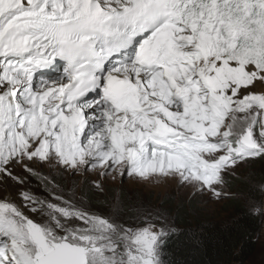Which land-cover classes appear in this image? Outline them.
Wrapping results in <instances>:
<instances>
[{"label": "snow or ice", "instance_id": "snow-or-ice-1", "mask_svg": "<svg viewBox=\"0 0 264 264\" xmlns=\"http://www.w3.org/2000/svg\"><path fill=\"white\" fill-rule=\"evenodd\" d=\"M258 161L264 0H0V264H184L124 180L234 199Z\"/></svg>", "mask_w": 264, "mask_h": 264}, {"label": "trees", "instance_id": "trees-1", "mask_svg": "<svg viewBox=\"0 0 264 264\" xmlns=\"http://www.w3.org/2000/svg\"><path fill=\"white\" fill-rule=\"evenodd\" d=\"M232 182L231 187L240 184V194L259 202V186L264 184L263 171L253 173L246 180L232 179ZM166 202L172 207V200ZM228 206L230 216L221 221L208 217L192 200L169 208L173 222L184 230V234L172 237L166 258L181 260L184 264H244L255 250L261 220L248 215L246 209L251 207L239 198L230 199ZM190 231L201 234L203 244L198 247L189 241Z\"/></svg>", "mask_w": 264, "mask_h": 264}, {"label": "rangeland", "instance_id": "rangeland-1", "mask_svg": "<svg viewBox=\"0 0 264 264\" xmlns=\"http://www.w3.org/2000/svg\"><path fill=\"white\" fill-rule=\"evenodd\" d=\"M264 172V161L252 162L249 165H241L237 172L239 176L246 177L249 173ZM228 181L227 185L222 187V190L232 193L235 198H239L241 202L247 206L252 207L254 202L250 196L240 194V184L237 183L231 187L233 182L231 177L225 176ZM244 180V179H242ZM109 183H113L109 181ZM115 184L119 185V181ZM123 189L133 200H136L149 207H159L168 211L169 208H174L177 204L188 202L190 196V189L181 188L175 180H165L163 178L154 177L148 181L138 182L132 179H125L123 182ZM261 198L259 206L264 208V191L260 192ZM172 200V207L166 201ZM230 199H213L209 194L196 197L193 201L194 205L203 211L208 217L221 221L226 220L230 216V208L228 202ZM169 213V212H168ZM173 213H169L172 220ZM261 228L257 236V243L255 250L250 258L244 264H264V217L260 218ZM173 221V220H172Z\"/></svg>", "mask_w": 264, "mask_h": 264}]
</instances>
